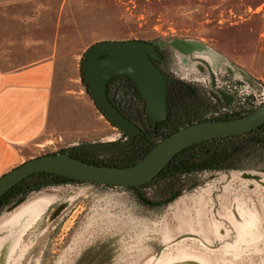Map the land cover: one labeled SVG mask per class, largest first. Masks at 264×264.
<instances>
[{
    "label": "rangeland",
    "instance_id": "1",
    "mask_svg": "<svg viewBox=\"0 0 264 264\" xmlns=\"http://www.w3.org/2000/svg\"><path fill=\"white\" fill-rule=\"evenodd\" d=\"M126 39L155 43L168 58L176 51L173 40L188 41L193 70L182 80L207 91L203 104L211 102L212 77L254 79L264 86V0H0L1 68L51 57L57 81L79 85L89 101L75 102L73 93L71 103L62 105L66 116H57L85 124L82 132L57 133L17 165L86 144L125 141L86 92L80 62L93 43ZM247 84L241 96L251 95ZM113 92L136 118L125 108L123 93ZM84 149L92 158L120 153ZM238 166L180 175L177 197L162 206L138 202L128 188L40 186L0 207V264H264V151ZM158 189L141 191L156 201L172 195Z\"/></svg>",
    "mask_w": 264,
    "mask_h": 264
},
{
    "label": "water",
    "instance_id": "2",
    "mask_svg": "<svg viewBox=\"0 0 264 264\" xmlns=\"http://www.w3.org/2000/svg\"><path fill=\"white\" fill-rule=\"evenodd\" d=\"M182 53L191 51L192 45L181 39L171 42ZM155 43L141 39L101 40L90 45L83 53L80 73L88 87L95 107L103 117L121 132L122 138H133L141 129L126 117L109 99L107 85L110 79L122 75L130 78L141 94L145 113L155 126L167 119V80L154 59H160ZM225 98V94L221 93ZM264 123V102L251 112L230 119H208L182 127L159 140L144 156L130 166L100 165L72 156L71 149L30 158L0 175V198L23 179L35 173H52L73 182H87L131 189L136 198L147 206H162L178 195L151 200L141 186L150 183L171 159L183 149L210 139L243 134ZM128 142L86 144L78 148H106L116 150Z\"/></svg>",
    "mask_w": 264,
    "mask_h": 264
},
{
    "label": "trees",
    "instance_id": "3",
    "mask_svg": "<svg viewBox=\"0 0 264 264\" xmlns=\"http://www.w3.org/2000/svg\"><path fill=\"white\" fill-rule=\"evenodd\" d=\"M80 78L87 92L88 87L83 83L81 73ZM112 86L115 93H123L121 100L124 103L125 108L133 110L134 117L139 118L145 125H148L149 122L145 113L144 102L141 94L136 89L134 82L126 76L118 75L110 79L107 85V95L109 99L125 116L133 120V117L127 114L125 109L111 98L112 95H110L109 92ZM167 101L168 117L166 120L157 124L155 129L156 134L153 137V140H151L146 146L126 147L120 149V153L117 157L92 158L84 154H72V156L100 165L117 167L130 166L141 159L144 154L158 142V140L182 127L208 119H230L243 116L240 114H214L217 106L216 104H203L190 96H174ZM204 111L205 114L203 113ZM257 151H264V123L257 129L243 134L214 138L193 144L183 149L171 159L168 165L164 167L150 183L144 184L140 188L155 186L159 188L158 191L160 195L173 194L176 179L180 175L194 171L199 167L236 168L239 167L238 163L249 158L251 154ZM67 182L73 181L67 177L52 173H35L23 179L8 190L0 198V207L10 204L20 196L25 195L40 186ZM137 201L140 202L138 199Z\"/></svg>",
    "mask_w": 264,
    "mask_h": 264
},
{
    "label": "crops",
    "instance_id": "4",
    "mask_svg": "<svg viewBox=\"0 0 264 264\" xmlns=\"http://www.w3.org/2000/svg\"><path fill=\"white\" fill-rule=\"evenodd\" d=\"M190 52L171 51L168 72L181 79L191 74ZM73 93L75 102L88 105L79 85L57 81L56 61L51 57L13 69L0 66V175L57 133L78 134L86 128L58 119L66 116L62 105L71 103ZM74 116L79 118V112Z\"/></svg>",
    "mask_w": 264,
    "mask_h": 264
},
{
    "label": "flooded vegetation",
    "instance_id": "5",
    "mask_svg": "<svg viewBox=\"0 0 264 264\" xmlns=\"http://www.w3.org/2000/svg\"><path fill=\"white\" fill-rule=\"evenodd\" d=\"M157 49L159 50L161 58L160 59H154V62L160 67V69L165 74V77H166V80H167V100L171 99L174 96L176 97V96L182 95V96H190V97L194 98L196 101L200 102L201 101L200 99H202V97H204L205 94H207V91L198 92L197 90L194 89V87L189 85V83H187L186 81H183L181 78H176L175 76L169 74L164 69V64H166L168 62L169 58H168L167 54H164V52L162 50H160L158 47H157ZM217 81H220V80H214V78L212 77L211 81H209V84L211 86L215 87ZM112 88H113V86L111 87L109 93H110V95H112L111 98L113 99V95L114 94H113V89ZM214 93H215V90L213 91V93H208V95L211 98V102L210 103L217 105V101H215L216 94H214ZM228 98L229 97L227 95H225L224 99L228 100ZM167 106H168V101H167ZM131 121H133L141 129L142 132L136 134L131 139L123 138V140L125 139V141L128 142V144L124 145L122 147H118L116 150H120V149H123V148H126V147L129 148V147L146 146L151 140H153V137L156 134L155 129H156L157 124L159 122L155 126H153L150 123L149 119H148V122H149L148 125H145L139 118H133V120H131ZM115 142H124V141L116 140ZM84 148L85 147L78 148V149H72L71 153L75 154V155L84 154L85 153V149Z\"/></svg>",
    "mask_w": 264,
    "mask_h": 264
},
{
    "label": "built area",
    "instance_id": "6",
    "mask_svg": "<svg viewBox=\"0 0 264 264\" xmlns=\"http://www.w3.org/2000/svg\"><path fill=\"white\" fill-rule=\"evenodd\" d=\"M251 85V95L241 96L242 87ZM217 106L214 114H240L245 115L264 102V86L260 81H237L234 79H225L217 81L215 86ZM221 93L227 95L228 100L221 96ZM242 93V92H241ZM118 94L113 95V100L118 102Z\"/></svg>",
    "mask_w": 264,
    "mask_h": 264
}]
</instances>
